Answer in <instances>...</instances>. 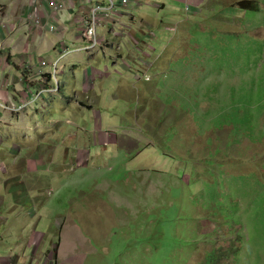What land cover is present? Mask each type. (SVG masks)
Masks as SVG:
<instances>
[{
	"label": "rangeland",
	"instance_id": "374dc122",
	"mask_svg": "<svg viewBox=\"0 0 264 264\" xmlns=\"http://www.w3.org/2000/svg\"><path fill=\"white\" fill-rule=\"evenodd\" d=\"M166 7L158 15L149 11L161 24L142 32L148 47L123 49L127 66L146 69L148 79L125 80L122 68L109 64L96 107L82 97L83 108L50 110L45 103L10 114L24 113L31 132L32 120L56 125L0 142V180H8L0 186V231L11 233L6 241L40 232L45 253L54 223L69 222L86 202L112 220L97 233L82 232L87 250L78 245L72 264H264V0ZM6 58L0 57V71L11 70ZM37 66H18L27 84ZM64 72H58L59 89L61 81L72 84ZM124 82L129 91L120 88ZM93 107L101 132L116 143L99 147L100 159L90 154L72 171L77 165L64 156L88 144ZM28 161L37 163L36 173L26 172Z\"/></svg>",
	"mask_w": 264,
	"mask_h": 264
},
{
	"label": "crops",
	"instance_id": "0c3cea01",
	"mask_svg": "<svg viewBox=\"0 0 264 264\" xmlns=\"http://www.w3.org/2000/svg\"><path fill=\"white\" fill-rule=\"evenodd\" d=\"M47 1L48 0H0V57L5 55L7 57L6 59L10 61L8 64L11 68V70H8L6 66L0 71V142H13V140L20 137L39 135L40 133L38 130L40 128L48 126L53 127L56 125L55 119L47 120L46 123L49 125L45 126L39 125L32 120L31 124L34 128L31 132L26 123L27 116L24 115V113H22L18 119H12L10 116L11 113L2 109L3 102L8 101L7 103L9 104L18 103L24 91L29 89L35 90L42 86V84H39L36 80L37 78L34 76L35 73L27 79V82H30L27 84L25 76L23 73L21 75V68L18 66L23 64H25V66L29 64H38L41 60H45L50 64L61 58V75H64V71L68 69L72 78V84L67 87L65 83L61 81L59 94L56 96L43 94L36 103L30 106L31 110L43 107L45 103L50 110L52 107L54 108V105L56 108H62V105L64 106L63 108L70 109L83 108L86 106L85 103L80 100L82 97L92 102L94 105L96 104V107L99 104L98 99L100 97V92L105 90L99 87H101L102 81L109 77V64L113 67H121L122 71L117 74L120 76L124 75L123 79L125 80L127 79L126 77L129 78L130 76H133L135 81L142 78L148 79L149 73L146 69L144 70L139 66L135 69L127 66L124 61L125 59L128 60V56L124 54L123 49H127L129 46L131 50L129 51V49H127L125 51L133 53L132 50H134V52H139L141 48L149 46L143 41L140 42L142 32L149 29L151 26H160L161 24L160 20L155 19L149 11L154 9L158 15L160 12L167 9L166 6L172 4L188 2L198 5L200 2V0H197V3L194 0H131L130 5L126 7L124 11L113 16L112 21L99 27L98 35L100 46L86 53L76 51L82 48L83 43L79 31L80 17L83 12L86 11L87 7L94 3H102L104 0H70L68 7L60 13H52L48 8ZM32 12H35L36 17L39 19L41 28L36 27L33 20L30 21ZM48 26H54L58 31H48ZM137 31L139 33H137ZM102 40L105 45L100 49ZM68 44L79 48L70 49L69 54L62 55V49L64 46L69 47ZM143 50L144 49H142V58H145L146 51ZM137 61L143 63L139 58ZM147 66H150V64L148 63ZM98 67H101V70L97 69ZM38 69L39 67L37 66V71ZM48 70L49 68H45V71ZM77 70L81 71L79 80L75 79ZM127 71L130 72V75L125 73ZM96 85H98V88ZM13 86L15 88L14 94L12 93ZM121 87L126 91L132 88L127 82L121 83L120 88ZM78 102L81 107H78ZM26 112L30 114L33 113V117H36V112L30 111L29 109H27ZM89 112L93 115V129L88 133V144L82 146L81 151L76 155H71L70 157H67V155L64 156V159H69V164L72 166H79H76L72 171H78V169L84 167L86 163L85 160H88L91 156L90 154L93 155L90 158L94 159L97 157V160L100 159L101 154L99 147L114 145L116 143V137L111 136V138H107L105 133L101 132L102 117L98 114V111H95L93 107ZM85 123L86 122L82 120L81 130L83 132L87 127ZM26 128L27 131L25 130ZM6 130L10 133H7ZM4 131L6 132L3 133ZM69 136H71V132ZM73 137L76 138L77 133L74 134ZM88 149L89 151L86 153L85 150ZM36 164L37 163L28 161L26 172L36 173ZM11 180L12 183L10 186L16 187L15 176L9 181ZM7 183V178L0 180V186H6ZM18 183H21V181L18 180ZM2 201L0 196V204H2ZM78 208L79 210H77ZM73 213H75L72 216L73 219L69 222L63 220L61 223H54L55 228L51 229V232L55 235L56 239H53L51 248L45 253H43V250H40L43 237L40 232H32V234L27 237L26 241H15L13 244L12 242L6 241L7 237L11 236V233L7 231L3 233L0 231V264H72V262L75 261L74 253L78 252L79 248L83 247L87 250V241L82 237V232H86L90 235L92 234L91 232L97 233L100 229L104 230L103 223L109 225L112 220L111 215L100 216L95 214L92 207L91 210H88L86 202H82L80 206H77ZM4 224L5 220L0 218V229H2ZM69 244L73 245L69 247ZM78 245L81 247L78 248ZM53 247L54 252L52 251ZM23 250L29 251L28 256H26V254L18 256L21 254L19 252H23ZM12 252L14 253L13 256H11Z\"/></svg>",
	"mask_w": 264,
	"mask_h": 264
},
{
	"label": "built area",
	"instance_id": "2783aa9c",
	"mask_svg": "<svg viewBox=\"0 0 264 264\" xmlns=\"http://www.w3.org/2000/svg\"><path fill=\"white\" fill-rule=\"evenodd\" d=\"M70 3V0H48L47 5L52 13H60L64 11ZM131 3V0H104L102 3H94L91 6L87 7L86 11L80 17V37L82 42L85 44L83 48L77 49L79 52H90L99 48L100 40L97 34V30L103 24L108 23L113 20V16L118 14L121 11H124ZM35 11V10H34ZM33 20V23L36 27L41 28V23L36 17L35 12H32L30 15V21ZM48 31L57 32L58 29L54 26H48ZM70 51L66 46L62 49V55L69 54ZM60 59L48 64L45 60L38 62V71L28 72L29 77L34 76L36 80L42 86L38 89L32 90L29 89L22 93L18 103H7L3 102L2 109L10 113L21 112L27 107L31 106L37 102L43 94L55 95L59 91V80L58 72L60 70ZM25 67H28L27 65ZM45 68H49L48 71H45ZM25 93V94H24ZM24 95V96H23Z\"/></svg>",
	"mask_w": 264,
	"mask_h": 264
}]
</instances>
